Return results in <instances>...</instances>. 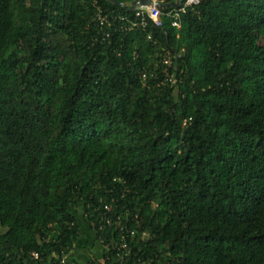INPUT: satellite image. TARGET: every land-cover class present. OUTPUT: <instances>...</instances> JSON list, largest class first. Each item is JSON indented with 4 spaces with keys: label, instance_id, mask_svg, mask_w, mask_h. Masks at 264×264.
<instances>
[{
    "label": "trees",
    "instance_id": "16d2710c",
    "mask_svg": "<svg viewBox=\"0 0 264 264\" xmlns=\"http://www.w3.org/2000/svg\"><path fill=\"white\" fill-rule=\"evenodd\" d=\"M133 1L0 0V264H264V0Z\"/></svg>",
    "mask_w": 264,
    "mask_h": 264
},
{
    "label": "built area",
    "instance_id": "2783aa9c",
    "mask_svg": "<svg viewBox=\"0 0 264 264\" xmlns=\"http://www.w3.org/2000/svg\"><path fill=\"white\" fill-rule=\"evenodd\" d=\"M144 0H134L130 5V10L134 8V18H128L126 16L114 15L111 12H105L100 6H97V11L93 15L92 22L101 28L103 31L110 28L116 27L117 22L125 23L114 28L116 31L130 32L139 29H146L150 23L156 28L163 27V17H167L171 20L172 26L176 28L181 27L182 16L185 15L188 10H194L199 6L201 0H184L183 5L177 9L173 7V4L179 3L180 0H147L146 4H143ZM136 3V5H134ZM109 37L110 34L108 33ZM179 57V56H178ZM176 55H172L167 52L163 58V64L166 67L165 72L168 68L173 66L174 60L178 58ZM134 235V232L131 234ZM124 250H127V244L122 245ZM35 259L39 258L38 254L33 255ZM105 264V263H102Z\"/></svg>",
    "mask_w": 264,
    "mask_h": 264
},
{
    "label": "crops",
    "instance_id": "0c3cea01",
    "mask_svg": "<svg viewBox=\"0 0 264 264\" xmlns=\"http://www.w3.org/2000/svg\"><path fill=\"white\" fill-rule=\"evenodd\" d=\"M98 253H99V249H93L91 251L88 249H85L79 253L78 258L80 260L87 262V261L93 260L95 256H97Z\"/></svg>",
    "mask_w": 264,
    "mask_h": 264
},
{
    "label": "rangeland",
    "instance_id": "374dc122",
    "mask_svg": "<svg viewBox=\"0 0 264 264\" xmlns=\"http://www.w3.org/2000/svg\"><path fill=\"white\" fill-rule=\"evenodd\" d=\"M81 211V210H80ZM81 212H80V216H81ZM89 234V235H88ZM90 234H91V236H90ZM93 236V234L91 233V231H89L88 229H87V231L84 233V235H83V237H82V240H81V245H85V247H86V245H87V243H88V241L90 240V238Z\"/></svg>",
    "mask_w": 264,
    "mask_h": 264
},
{
    "label": "water",
    "instance_id": "95a60500",
    "mask_svg": "<svg viewBox=\"0 0 264 264\" xmlns=\"http://www.w3.org/2000/svg\"><path fill=\"white\" fill-rule=\"evenodd\" d=\"M147 2H148L147 0H144L143 4H146ZM183 2H184V0H180L179 3L173 4L172 6L179 9L183 5ZM134 5H136V3ZM120 6L124 7V5H120ZM133 10H134V8H132L130 11H133Z\"/></svg>",
    "mask_w": 264,
    "mask_h": 264
}]
</instances>
